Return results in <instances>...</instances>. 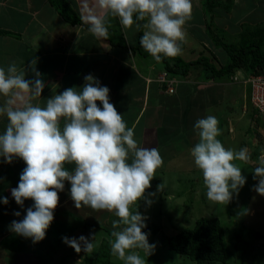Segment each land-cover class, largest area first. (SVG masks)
Returning a JSON list of instances; mask_svg holds the SVG:
<instances>
[{
    "label": "clouds",
    "instance_id": "obj_1",
    "mask_svg": "<svg viewBox=\"0 0 264 264\" xmlns=\"http://www.w3.org/2000/svg\"><path fill=\"white\" fill-rule=\"evenodd\" d=\"M105 16L90 14L89 31L99 37L108 35L107 15L118 17L124 28L143 23L140 45L156 62L162 56L181 55L187 32L185 24L192 18V0H98ZM36 59L25 67L13 61L7 69L0 67V117L7 124L0 134V157L11 164L23 160L18 186L11 189L16 204L25 200L33 204L22 220L9 226L15 234L30 238L33 243L45 239L54 221L59 192L69 182L75 207L113 212L119 219L112 222L111 254L124 264H146L141 255L149 256L155 245L150 244L143 216L133 205L145 198L157 169L164 161L158 148L139 146L134 128L127 126L123 116L110 102V90L91 74L84 77L82 88L69 87L54 94L40 106L32 101L41 97L45 82L36 69ZM33 79H26L27 73ZM99 101V106L98 102ZM219 121L208 115L195 122L199 141L191 149L195 166L201 170L206 197L216 204H228L245 185L237 161L248 163L251 156L246 147L225 148L217 138L221 134ZM66 165H74L69 170ZM254 191L264 196V155L253 170ZM164 184L157 185L161 192ZM150 195H155L152 193ZM7 205V197L0 199ZM151 204V200H146ZM19 217L21 213H13ZM95 234L79 238L63 237V242L77 253H92Z\"/></svg>",
    "mask_w": 264,
    "mask_h": 264
},
{
    "label": "crops",
    "instance_id": "obj_2",
    "mask_svg": "<svg viewBox=\"0 0 264 264\" xmlns=\"http://www.w3.org/2000/svg\"><path fill=\"white\" fill-rule=\"evenodd\" d=\"M66 1L82 20L81 25L67 22L51 5L50 0H0V31L6 32L0 34V67L7 69L13 61L18 67H25L32 59H36L35 67L46 85L41 97L32 101L40 106L46 104V99L69 87L82 88L84 77L91 74L102 86L109 88L110 102L123 116L127 126L134 128V138L139 146L158 148L164 163L156 171L155 184L162 182L164 172H160L161 169L168 164L170 166V163H176L179 158H184V152L190 151L199 140L198 131L192 126L196 119L205 118L207 109L213 106L205 99V95L206 90L215 85L214 80L206 79L204 74L197 79L193 77V73L189 79L170 76L175 83L172 86L174 92L169 93L167 84L156 81L164 72L162 65L151 55H141L145 51L139 44V29L135 24L131 28H124L118 17L107 15L108 35L95 36L89 31L87 17L90 14L105 16L98 6V0ZM224 1L227 2L226 9L230 12L226 15H233L237 10L239 16H242L238 22L240 27L264 25V18L256 23L247 17L253 16L257 11L264 14V0H218V3L214 0L212 4L211 0H192L193 13L192 18L187 21L188 27L192 33H196V30L200 33L198 36L202 37L203 47L210 48V41L205 35L208 33L207 25L212 23L205 14L209 12V8L215 9ZM214 3L218 5L213 7ZM219 19L223 24L220 26L221 30L227 33L229 18H226V23L222 22V17L214 19V23ZM221 44L213 43V46L217 51L218 48L224 51ZM235 76L241 79L245 75L238 72ZM33 78V73L29 71L26 79ZM237 83L244 87L243 97L246 102L249 89L246 84ZM2 101L3 98L0 97V102ZM236 102L240 103L239 100ZM97 103L99 105V101ZM226 111L227 106L224 105V112ZM225 115L226 113L219 112L217 117ZM232 115L229 112L230 122L233 120ZM6 124V117H0V134L5 130ZM235 128V124L234 127L229 124L228 134H235ZM222 135L224 138L225 129ZM220 138L221 134L219 140ZM24 167L25 163L19 158L8 164L0 157V199L7 197L14 202L12 204L15 208V211L9 207L4 208L7 205L0 202V244L13 233L9 228L11 222L22 220L26 209L33 204L32 200H25L24 207L21 208L11 196V189L18 186ZM66 167L71 170L74 165ZM70 187V183L65 181V189L59 192V203L54 210V221L48 228L45 239L32 245L30 238L14 236L7 245L8 254L0 259V264H60L56 258L58 252L67 251L61 235L79 238L81 232L93 226V223L87 221L88 218L101 215L106 220L113 213L85 206L77 209L70 196ZM16 211L21 213L19 217L13 214ZM83 222L90 223L84 224L85 230L79 227ZM52 224L58 226L53 229ZM92 230L101 231L98 228ZM89 233L94 234L90 229ZM79 255L73 253L67 256L75 259Z\"/></svg>",
    "mask_w": 264,
    "mask_h": 264
},
{
    "label": "rangeland",
    "instance_id": "obj_3",
    "mask_svg": "<svg viewBox=\"0 0 264 264\" xmlns=\"http://www.w3.org/2000/svg\"><path fill=\"white\" fill-rule=\"evenodd\" d=\"M214 0H211L212 4ZM218 3V0H215ZM214 3L212 6L215 7ZM227 2H223L217 8H209V12H206L205 16L212 22L211 32L206 33L205 37L210 41L209 47L202 46V37L197 30L196 33H192L189 22L185 24V30L187 36L185 41L182 42V53L179 55L186 61H192L199 58L200 55L209 57L213 60L214 56H217L218 61L213 64L217 66L224 65L228 57L225 55V51L217 48L215 49L213 43L220 44H233L240 41L241 34L246 30L247 26L240 27L238 11L235 10V14L226 15L230 13L226 9ZM207 4L205 8L207 9ZM257 11L253 16H247L249 19L256 23L263 21L264 14ZM228 16V17H227ZM236 16V17H235ZM223 18L222 22L228 25V32H223L220 19L216 24L214 19ZM225 18V19H224ZM208 21V23H210ZM220 22V23H219ZM218 23V24H217ZM253 23V22H252ZM207 25V24H206ZM201 28V27H200ZM205 30V28H203ZM145 30V29H144ZM202 30V28H201ZM206 31V30H205ZM194 32V31H193ZM249 33V32H248ZM231 34V35H230ZM143 51H145L142 48ZM194 52V53H193ZM193 53V54H192ZM218 53V54H217ZM217 54V55H216ZM139 64V63H138ZM214 64V65H215ZM160 66V65H159ZM199 69L194 71L193 77L195 79L200 77ZM215 85L206 90L207 94L205 99L208 100L212 107L207 109L206 116L214 115L219 121V128L221 130V142L225 148H231L239 150L246 147L251 156V161L248 163L237 161L239 167H241L242 175L246 177L245 185L239 190L238 195L233 194V199L230 203L216 204L209 201L206 197V187L203 182V175L200 169L194 164V158L191 156V150L184 152V158H179L176 163H170L167 167H163L160 172H164L162 182L156 183V176L150 182L151 187L146 190L145 198L138 201V204L133 205V210H137L145 216L147 219L145 223L146 228L143 229L145 233H148V240L150 244L155 245L154 252L145 256L143 252L141 255L146 260V264H196L190 260L187 256L179 255L171 251L167 246V238L179 233L185 228H193L196 221L203 217L219 218L224 230V240L227 248V258L225 263H206V264H264V196L259 195L254 191V185L258 183L257 179H254L253 170L258 166V159L261 155H264V117L259 120L255 119L254 107L250 102V87L247 86L248 93L246 96V102L243 97L244 87L238 85V83L231 82L228 78H219L214 80ZM211 98V99H210ZM239 100L240 103H237ZM224 105L227 106V111L224 112ZM246 105V108H244ZM246 109V110H245ZM220 113H226L224 117L218 118ZM229 112L233 115L230 122ZM198 119H196L197 121ZM193 122V128L195 122ZM229 124H234L235 134H228ZM225 129V137L223 138L222 131ZM196 131V129H195ZM198 131V130H197ZM219 139V136L217 137ZM199 141V140H198ZM196 141V143H198ZM164 184V188L161 192L157 191V185ZM155 193V195H150ZM146 200H151V204H148ZM13 201L9 200L7 207L12 208ZM11 204V205H10ZM26 215V212H25ZM87 219V218H86ZM119 219L114 213L107 216L104 220L101 215L95 216L92 219L88 218L87 221L93 226H89L86 231L81 232V235L88 237L90 232L96 235L95 237V249L92 253H85L81 251L78 257H69L68 254H78L73 248L67 245V251L60 250L57 260L60 264H81L86 258H94L99 252L101 243L104 242V246H108L109 254L103 260H109L112 264H124V261L118 259V257L111 254L110 241L113 239L110 235L113 231L112 222ZM93 220V221H92ZM80 223L79 227L84 229V224ZM95 224V225H94ZM58 226L52 224L53 229ZM98 230H92L93 228ZM104 229H107L104 231ZM85 230V229H84ZM52 233H55L52 231ZM14 232L10 234L6 239L2 240L0 244L2 252L0 253V259L7 256L9 247L7 245L16 236ZM238 235L244 236L245 239L239 241ZM67 235H61L63 238ZM104 240V241H103ZM31 241V240H30ZM53 242V241H52ZM32 241V245H34ZM33 247V246H32ZM24 249V248H23ZM26 249V248H25ZM24 249V250H25ZM86 257V258H85ZM25 258V257H24ZM80 259V261H78ZM101 259V257H99ZM33 264V262H31ZM34 264H39L34 263ZM46 264V263H44Z\"/></svg>",
    "mask_w": 264,
    "mask_h": 264
},
{
    "label": "trees",
    "instance_id": "obj_4",
    "mask_svg": "<svg viewBox=\"0 0 264 264\" xmlns=\"http://www.w3.org/2000/svg\"><path fill=\"white\" fill-rule=\"evenodd\" d=\"M50 3L70 24H82V20L70 7L66 0H50ZM139 23L141 24L138 37L140 44V38L144 31L143 23L145 22ZM212 25V23L207 25V31L210 32L211 35ZM5 33L6 32L0 31V34ZM181 47L183 48L182 45ZM220 47L225 51L228 57L227 62L221 66H217V64H215L216 61H218L217 56H214L212 60L209 57L202 55H200L198 59L192 61H186L180 56L173 58L162 56V60L159 63L162 65L164 72H167L169 76L184 79L192 77V73L194 74V71L199 69V66L202 67V69L199 70L202 71V73H200V77L204 74L208 80L228 78L232 81L231 78L238 72L244 73V78L264 74L263 24L248 27L247 33L245 30L244 33L241 34L240 41L238 43H222ZM141 55L147 56L150 54L145 51L141 52ZM213 61L215 62V65L213 64ZM259 119L260 118L258 117L257 120ZM89 224L90 223L87 222L85 225ZM105 230L107 233H110L107 229H104V231ZM237 239L241 241L242 239H245V237L238 235ZM103 243L104 242H102L99 247V252H96V257H85L86 260L81 264H112L109 260L102 259L107 257L109 254V247L104 246ZM167 246L171 251L182 256H187L190 260L196 262V264L216 262L225 263L228 255L221 220L216 217H203L198 219L193 228H185L179 233L168 237ZM99 257H101V259H99Z\"/></svg>",
    "mask_w": 264,
    "mask_h": 264
},
{
    "label": "built area",
    "instance_id": "obj_5",
    "mask_svg": "<svg viewBox=\"0 0 264 264\" xmlns=\"http://www.w3.org/2000/svg\"><path fill=\"white\" fill-rule=\"evenodd\" d=\"M232 81L234 83L241 82L250 87V102L254 107L256 115H254L255 119L264 117V74L257 76H249L247 78H239L238 76H233ZM156 81L161 82L163 84H167L169 87L167 91L169 93H173L174 89L172 88L175 80L170 78L167 72H163L160 77L156 79Z\"/></svg>",
    "mask_w": 264,
    "mask_h": 264
}]
</instances>
